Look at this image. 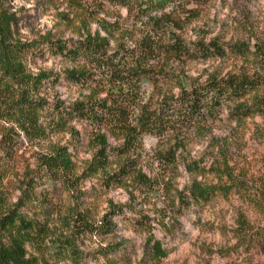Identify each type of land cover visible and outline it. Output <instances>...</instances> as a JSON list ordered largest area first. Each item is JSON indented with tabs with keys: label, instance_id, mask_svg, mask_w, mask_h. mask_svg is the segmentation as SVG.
Returning a JSON list of instances; mask_svg holds the SVG:
<instances>
[{
	"label": "rangeland",
	"instance_id": "obj_1",
	"mask_svg": "<svg viewBox=\"0 0 264 264\" xmlns=\"http://www.w3.org/2000/svg\"><path fill=\"white\" fill-rule=\"evenodd\" d=\"M3 3L10 13H16L14 29L24 41L49 33L77 38L81 19L77 15L87 11L86 6L74 8L69 0ZM163 6L154 15L181 22V28H172V32L190 43L215 42L228 53L209 59L183 56L167 60L156 87L150 85V78L144 80L146 99L154 96L156 101L162 94H178L213 78L264 76V0H167ZM99 12L90 20L93 28L98 22L118 23L123 27L118 38L125 32L139 39L147 32L145 20L128 16L123 8L103 5ZM66 17L77 19L67 23ZM232 47L247 48L246 55L232 53ZM29 68L59 72L66 66L52 59L30 60ZM52 94L70 100L79 93L64 82ZM79 129L81 141L70 143L77 162L91 156L86 145L88 131ZM52 140L66 143L71 139L67 135ZM25 147L24 143L22 157L13 162V176L5 180L6 193L13 200L19 196L26 160L34 162L32 151L36 149L27 152ZM138 171L146 175L149 185L139 182ZM136 173L110 187H103L101 177L83 179L70 190L57 186L53 202L63 212L87 209L99 223L113 206L121 207L122 213L112 216L107 235L74 231L63 224L64 215L54 216L56 236L47 242L42 264H264V116L235 122L224 108L191 128L172 129L159 137L146 135ZM45 184L40 183L39 190L51 188ZM196 184L215 188L210 201L189 198ZM64 237H70L74 252L59 256L62 247L57 244Z\"/></svg>",
	"mask_w": 264,
	"mask_h": 264
},
{
	"label": "trees",
	"instance_id": "obj_2",
	"mask_svg": "<svg viewBox=\"0 0 264 264\" xmlns=\"http://www.w3.org/2000/svg\"><path fill=\"white\" fill-rule=\"evenodd\" d=\"M69 1L76 9L87 7L84 14L77 15L81 18L77 38L49 33L24 41L16 36V13H10L0 0V264H42L47 242L56 236L54 216L64 215L63 224L74 231L111 233L110 220L122 213L121 207L113 206L99 223L87 209L59 210L53 202L55 188L70 190L83 179L96 177H101L103 187H110L134 175L144 136L191 128L224 108L235 122L264 116V76L258 73L213 78L178 94H162L156 101L154 96L145 98L144 80L150 78V85L156 87L167 60L183 56L209 59L228 53L215 42L190 43L172 32V28H181L180 21L154 15L167 0ZM103 5L123 8L128 16L145 20L147 32L139 39L129 38L125 32L118 38L123 31L118 23L98 22L93 28L90 20L95 12L100 15ZM76 19L66 17L67 23ZM230 51L245 56L247 48L232 47ZM50 59L66 68L59 72L29 68L30 60ZM64 82L79 94L70 100L54 96V89ZM79 127L88 131L86 145L91 156L77 162L70 143L81 141ZM67 135L71 139L67 144L52 140ZM24 143L27 152L36 149L32 151L34 162L26 160L19 196L13 200L6 193L5 180L13 176L10 171L13 162L22 157ZM136 174L139 182L149 185L146 175ZM42 182L51 188L39 190ZM214 190L196 184L189 198L208 202ZM69 239H59V256L74 252Z\"/></svg>",
	"mask_w": 264,
	"mask_h": 264
}]
</instances>
